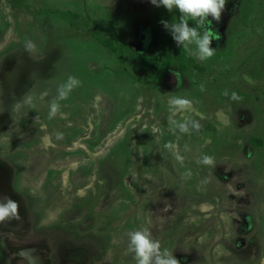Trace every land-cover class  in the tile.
<instances>
[{"label": "rangeland", "instance_id": "1", "mask_svg": "<svg viewBox=\"0 0 264 264\" xmlns=\"http://www.w3.org/2000/svg\"><path fill=\"white\" fill-rule=\"evenodd\" d=\"M179 15L150 0H0V196L19 204L0 222V264H136L127 233L141 228L180 264H264V0H226L213 57L191 44L187 72L158 82L142 57L177 59L161 21ZM69 76L80 84L49 119ZM173 97L192 101L174 119L198 131L170 129Z\"/></svg>", "mask_w": 264, "mask_h": 264}, {"label": "clouds", "instance_id": "2", "mask_svg": "<svg viewBox=\"0 0 264 264\" xmlns=\"http://www.w3.org/2000/svg\"><path fill=\"white\" fill-rule=\"evenodd\" d=\"M151 4L156 7H164L169 12L173 10L179 11L178 21H161L164 28L170 32L173 40L179 47L185 49L189 45L195 44L196 51L192 54L195 55L200 61L207 60L215 54V50L212 47L213 41H219L220 37L212 30V21L219 22L221 14L225 8L226 0H150ZM211 18V19H210ZM197 21V25L190 26L189 20ZM208 23L209 27L205 28L203 33L198 32V27L204 26ZM35 45L32 41L27 40L25 42V49L27 51L34 50ZM172 75L177 81L180 80V73L174 71ZM80 81L73 76H69L67 81L61 84L57 89V96L49 103V119L55 117L59 110V101L67 98L69 93L77 86ZM203 90V86H201ZM228 95L227 90L223 93ZM48 95L47 92H43L40 96L41 99ZM232 100H238V95L233 92L231 94ZM32 97L27 96L21 102H17L13 106L14 111H19L23 104H31ZM192 101L183 97H173L169 101L170 115L168 123L170 129L175 131L178 129L181 133H187L190 130L198 131L201 127L196 120H186L180 122L174 119L175 111H180L191 106ZM38 119V117H36ZM57 139H62L63 134L57 132ZM166 149L172 151L175 159L182 161L183 157L175 152L176 145L172 142H168L164 145ZM187 150V146H185ZM204 165L213 164V157L204 155L198 161ZM191 172H185L182 174L183 178H190ZM19 204L12 199L10 195L0 196V222L5 221L8 218L15 217L17 215ZM129 245L128 250L134 253V260L136 264H180V261L167 249H161V243L159 240L153 239L151 232L147 228H141L133 230L127 233Z\"/></svg>", "mask_w": 264, "mask_h": 264}, {"label": "trees", "instance_id": "3", "mask_svg": "<svg viewBox=\"0 0 264 264\" xmlns=\"http://www.w3.org/2000/svg\"><path fill=\"white\" fill-rule=\"evenodd\" d=\"M166 21L172 22L173 18L167 19ZM193 25H197V21L191 22ZM158 32V31H157ZM109 46L112 47V50L114 51L116 48L113 47V42H108ZM156 39L153 41V48L156 47ZM142 59L146 62V64L149 65V67L156 72L157 78L156 80L158 82H164V79L167 76V71L170 70L175 64L179 66V70L182 72H187L189 65L194 63V59L187 55V51L185 48H178L177 49V59L174 56V53H172L171 49H168L165 52L164 58L162 61H158L156 56H153V58H146L142 57ZM198 69H200L199 66H197Z\"/></svg>", "mask_w": 264, "mask_h": 264}, {"label": "flooded vegetation", "instance_id": "4", "mask_svg": "<svg viewBox=\"0 0 264 264\" xmlns=\"http://www.w3.org/2000/svg\"><path fill=\"white\" fill-rule=\"evenodd\" d=\"M169 78H170V80L174 79L175 82H176V78L171 73L169 74V72H168L166 78L164 79V81H166V83H167Z\"/></svg>", "mask_w": 264, "mask_h": 264}, {"label": "bare ground", "instance_id": "5", "mask_svg": "<svg viewBox=\"0 0 264 264\" xmlns=\"http://www.w3.org/2000/svg\"><path fill=\"white\" fill-rule=\"evenodd\" d=\"M172 80H173V79H172ZM172 80H171V81H172ZM172 83H175V81H173Z\"/></svg>", "mask_w": 264, "mask_h": 264}]
</instances>
